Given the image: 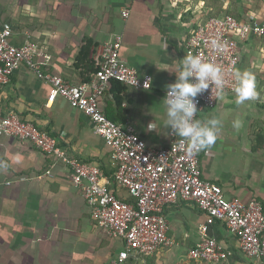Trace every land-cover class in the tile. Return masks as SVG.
<instances>
[{"label":"crops","instance_id":"0c3cea01","mask_svg":"<svg viewBox=\"0 0 264 264\" xmlns=\"http://www.w3.org/2000/svg\"><path fill=\"white\" fill-rule=\"evenodd\" d=\"M225 14L263 22L264 0H0V22L11 26L12 43L28 37L49 57L44 71L71 85L87 83L104 44L121 37V60L140 76L149 75L151 88L111 83L99 105L114 116L120 102L127 112L121 125L155 149L168 146L175 135L166 125L164 98L167 86L176 82L187 39L204 19ZM238 49L237 69L254 76L256 96L240 104L235 92L229 93L214 108L198 111L196 119L222 122L217 140L200 155L202 177L219 185L228 199L259 201L264 212V35L248 36ZM49 91L47 83L20 66L0 85V115L19 114L55 137L67 155L99 167L111 180L109 146L90 119L62 97L46 107ZM236 119L239 129L233 128ZM112 188L129 200L124 190ZM165 216L171 245L151 257L131 255L126 264H207L187 256L200 240L204 214L180 202ZM207 233L231 252L215 264H261L238 250L222 224ZM122 246L96 227L66 165L30 142L0 137V264H109Z\"/></svg>","mask_w":264,"mask_h":264},{"label":"built area","instance_id":"2783aa9c","mask_svg":"<svg viewBox=\"0 0 264 264\" xmlns=\"http://www.w3.org/2000/svg\"><path fill=\"white\" fill-rule=\"evenodd\" d=\"M122 15L126 18L129 13L123 11ZM263 35L264 21H239L227 14L212 17L192 30L185 43V55H199L203 61L219 65L224 72L226 95L234 92L233 72L240 60L238 42ZM13 36L11 26L0 22V85L7 84L20 66L36 74L50 87L46 107L62 97L90 119L95 134L111 149L114 172L108 180L99 167L67 155L55 137L17 113L0 115V137L30 142L68 167L72 185L81 191L96 227L122 242V249L109 264H126L131 255L151 257L171 245L165 210L180 202L193 204L205 216L199 227L200 240L188 251L189 260L215 264L229 258L231 252L207 233L210 226L220 223L236 238L238 250L245 257L264 264V212L259 201L228 199L219 185L203 179V150L190 154L187 143L182 145L175 135L168 146L149 148L132 128L112 122L100 108L99 100L112 82L143 91L151 88L149 75L140 76L121 60V37L104 44L89 82L71 85L44 71L49 57L28 37L16 45ZM214 40L223 47H214ZM218 99L210 85L195 98L198 111L214 108ZM112 186L124 190L129 200L117 196Z\"/></svg>","mask_w":264,"mask_h":264},{"label":"clouds","instance_id":"9594fccd","mask_svg":"<svg viewBox=\"0 0 264 264\" xmlns=\"http://www.w3.org/2000/svg\"><path fill=\"white\" fill-rule=\"evenodd\" d=\"M212 44L214 47H223L215 40ZM176 77V82L167 86L164 98L166 125L173 134L181 138L182 145L187 143L189 153L193 154L197 150L212 146L221 133V120L195 118L198 113L195 98L211 85V91L215 88L216 97L223 99L224 72L219 65L205 62L199 55L188 54L180 60L179 73ZM233 77L237 103L242 104L256 96L254 76L251 73L236 69ZM240 126L239 119L233 121V128L239 129Z\"/></svg>","mask_w":264,"mask_h":264},{"label":"trees","instance_id":"16d2710c","mask_svg":"<svg viewBox=\"0 0 264 264\" xmlns=\"http://www.w3.org/2000/svg\"><path fill=\"white\" fill-rule=\"evenodd\" d=\"M210 18H212V17H210ZM207 19H209V17L204 19V21H206ZM86 43H88V42H86ZM83 49H84V47H83ZM95 72H96V67H95L94 72H92L91 76L89 78H87L86 82H89L91 80V78L95 74ZM112 85L115 86V87H119L120 85H123V84L118 83V82H112ZM120 91L121 90L118 89L116 93H119ZM116 101H119V99H117V97H116ZM114 113H115V115L113 116V115L109 114V111H106L105 115L112 122H115V123H118V124H122L124 122V119H125V116H126L127 112H126L125 109H122L120 107V102H117V107L115 108Z\"/></svg>","mask_w":264,"mask_h":264}]
</instances>
